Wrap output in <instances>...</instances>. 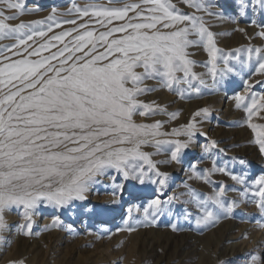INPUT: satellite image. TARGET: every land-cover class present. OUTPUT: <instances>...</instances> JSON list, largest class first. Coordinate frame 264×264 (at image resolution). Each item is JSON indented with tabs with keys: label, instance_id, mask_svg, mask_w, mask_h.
I'll use <instances>...</instances> for the list:
<instances>
[{
	"label": "snow or ice",
	"instance_id": "obj_1",
	"mask_svg": "<svg viewBox=\"0 0 264 264\" xmlns=\"http://www.w3.org/2000/svg\"><path fill=\"white\" fill-rule=\"evenodd\" d=\"M180 3L195 12H182L170 0H108L104 5L73 4L61 14L71 16L69 19H58L53 8L45 21L13 26L6 21L18 17L5 15L0 9V241H4L3 232L8 228L6 211L22 208L26 223L19 227L27 229L24 234L29 235L39 204L64 207L74 200L83 201L90 186L99 182V177L110 176V170L141 184L146 177L151 180L149 172L155 170V175L163 178L151 182L165 184L167 173L156 170L150 154L141 151L142 146H153L159 153L162 146L171 145L170 160L179 162L182 150L190 148L202 133L195 122L169 133L161 130L163 121L138 124L134 116L166 114V109L139 99L156 91L147 85L149 80L177 91L182 98L200 94L198 85L208 86L205 74L193 71L195 62L187 51L190 47L202 44L207 49L212 89L240 76L246 67L250 75H264V48H247V58L239 55L241 49L218 57L221 50L215 34L204 16L196 14L224 19L223 11H211L219 7L216 0ZM0 4L22 9L20 3L11 0H0ZM240 5L241 10L247 7L244 0ZM63 25L71 27L53 31ZM259 27L257 35L264 38V24ZM44 52L48 54L42 55ZM245 85L247 91L251 84L246 80ZM248 98L240 94L234 97L236 106H243L251 120L264 111V95L259 97L261 103L256 95L250 97V104L245 103ZM195 115L207 118L210 113L201 109ZM175 116L171 114V118ZM166 136L186 139H161ZM258 137L256 143L264 153V130ZM216 146L212 141L211 147ZM212 171L227 172L223 167ZM112 179L115 181V176ZM231 179L244 186L239 190L242 196L249 193L244 176L233 174ZM255 185L251 194L259 198L255 202L264 213V176L255 180ZM225 191L219 186L209 197L190 192L188 203L195 205L196 213L185 212L184 218L194 219L197 227L214 226L235 206V202L224 199ZM167 212L170 210L160 199H153L143 209V220L136 223L154 225L156 217ZM126 230L134 231L135 225L126 223Z\"/></svg>",
	"mask_w": 264,
	"mask_h": 264
},
{
	"label": "rangeland",
	"instance_id": "obj_2",
	"mask_svg": "<svg viewBox=\"0 0 264 264\" xmlns=\"http://www.w3.org/2000/svg\"><path fill=\"white\" fill-rule=\"evenodd\" d=\"M216 1H217L216 3L219 5V7H214L212 9H214L217 12L224 11L231 3L233 4L236 1L238 2V5L240 6V0H216ZM251 1H253V0H246L245 1V4L247 5V7H246L247 18H248L247 20H249L248 24L255 21V23H253V24H255V27L259 28V26H260L259 24H261V23L264 24V15L261 13L262 8L264 7V4H262L261 0H257L255 2H251ZM11 2L12 3H17V2L20 3L22 5V9H7L6 5H4V4H0V9H2L5 12V15H16L18 17L17 19L6 21V23L14 26V25H17L21 22L30 24V22H33V21H45L46 18L52 14L53 8L57 9L58 19H60V20L69 19L72 17L68 16V15H61V14H66L68 12V10L72 8L73 4H76L78 6H84L87 4L104 5L108 2V0L105 2H100L98 0H84V1L78 2V4L77 3H65V2H67V0H11ZM170 2L175 4L177 6V8H179V10L182 12L189 13V14H192L195 12V9L187 7L185 4L180 3V0H170ZM196 14L204 16V19L207 23V26L209 27V30H210V28H211L210 25L213 23V20L211 18H209L204 13H196ZM113 23L118 24V23H120V21H114ZM256 24H258V25H256ZM70 27H71V25H63V28H54L53 31L55 33H59L63 29L70 28ZM95 27L99 31H103V29L100 28L99 25H95ZM49 35H52V33H49ZM68 39L69 38H66L65 42H67ZM263 40H264V38L262 39L259 37V43H257V45L253 44L252 41L246 42V44L242 43L240 45V49H242V51H241L242 57L244 56V58H247L246 49L249 47L255 48V47L259 46V48H262V47L264 48V43H263L264 41ZM58 46H62V45H58ZM192 48L199 49V48H205V47L202 44L198 47H190L187 50L190 53L189 58H191V57L193 58L194 55L197 54L196 52L193 51L195 49H192ZM52 51H55V49H52ZM47 54H48L47 52L42 53V55H47ZM255 61H256V57H255V55H253V65L255 64ZM249 71H250L249 68L246 67L244 72L241 73L240 76H236V77L238 79H240L242 77L241 80H244V81L248 80L249 82L251 81V83H253L251 85V87L248 88V91L243 94V95H246L247 97H249L245 101V103H248V104L251 103L250 97L252 95H256L258 103H260L259 97L261 95H264V75L251 74V77H250ZM211 80H212V78H211ZM182 89H184V87ZM260 91H261V93H260ZM167 92L170 93L175 98H179V101H183V102H188L191 99H197V98H201L203 96L205 97V95H206V97L208 96V94L202 95L200 92V94L193 93V94H191V96L185 95L182 98L180 96V94L175 90H169L167 88ZM228 96H229V94H228ZM177 109H178V107H174V105H173V107L171 108V111H169L170 115H168L167 120L164 121L165 123H164L163 128L161 129L162 131L166 132V130H165L166 125L165 124L167 122H172L173 124H175V127H178V126H176L177 125L176 122L178 124L182 123L184 116L186 115L185 107H181L180 110H177ZM176 110L180 114V120L181 121L177 120L178 114H177ZM235 111H236L235 116L227 117L228 119L227 118H221L220 115H218L216 113H212V112H209L210 115L207 118H204L203 116H201V118L203 120L209 122L210 126L208 125L207 130H204L202 127L197 126L198 131L203 134V137L200 135L197 136L198 138L196 137L195 143L198 146L200 143H202L204 146L205 142L206 141L208 142L210 140L209 147L213 148L212 153H214V154L207 152L205 154V156L206 155L207 156L205 158H201L198 161L195 159V156L192 155V154H194V152H192L193 150L191 152H190V150H187V149L182 150L181 153L186 154L185 158L182 159L183 160L182 161V169H180L179 173H177V174L173 173L172 174V176L174 178H172L170 182H167V179H166L165 184L160 185V192L159 193L156 191L155 183L150 182L149 179H147V180H149V183H147L148 182L146 180L147 177L145 178V182L143 184H141L137 180H133V179L125 180L123 178L122 174H117L115 172V170H110L111 171V175H110L111 179L108 178V176L98 178L99 182H97V185L99 187L97 186L95 189H92L90 191L91 193L89 192L90 197L87 196L86 199L83 201L74 200V201L70 202L68 204L67 209H69L71 207L80 208V210H85L87 207L91 208L92 201H93L92 197L95 193V196H96L95 200L97 202L96 204H101L104 201H106L107 199H112L114 197V200H116L115 201L116 205L117 206L120 205L119 210L115 214L110 216L111 217L110 220H111V222H113L111 224H114V223L118 222L119 220H121L120 222H118V224L114 225L115 229H118L119 227H121L122 229H126V223H131V224L135 225V231H144V230L152 228L158 232H166L167 234H169L171 232H172L171 234H177V233H180L182 231L183 232L190 231L191 233H193L197 236H199V235L203 236L206 233H209L211 230L217 228L221 223L226 222V221L235 222V226L241 225V223H247V224L250 223L249 225H251L253 227L255 226L254 228H258V230H259L258 240H257L258 246H251V247H248L247 249H243L242 251H240L241 253H239V251H235V262H232V260L221 258V260H219L217 264H219V263L220 264H249V262L254 258H255V260H260V261L264 262V243H263L264 242V238H263L264 237V234H263L264 233V213H262L259 210V208L257 207V204L255 202L259 198L254 197L251 194L252 192L255 191V189L257 187L255 185V180L258 177L257 175L261 171L264 172V153H262L260 151V146L258 143H256L257 139L259 138L258 133L261 132L262 130H264V111H260L258 113L259 116H257L256 120H254V121L249 120L248 113L244 110L243 106L240 108H237ZM172 113H176L175 118H171ZM158 114L162 115L163 113H158ZM192 115H195V113H192ZM147 117H149V119H150L152 116H147ZM215 119H217V120H215ZM134 120L138 124H140V123L151 124V123L155 122L153 120L146 121L145 119H142V118L140 119L137 117ZM232 120H235V121L233 122ZM212 121H214V122H212ZM229 121H231V122L229 123ZM250 124L257 125L256 129L254 130L252 127H250L249 126ZM215 126H216L215 132L218 136L221 137L222 140L217 143L216 147H211V142L214 141V138H212V136H210V135L208 136V134L211 131H214V129H212V128ZM200 138L203 139V141H201ZM171 147H172L171 145H164V146H162L161 150H164L165 152L170 153ZM220 149H223L224 151H220ZM141 151H142V149H141ZM222 156H224V160H223ZM241 161H243V163H241ZM186 166H187V169L191 170V172H190L191 177L188 176L187 174H185V175L183 174V171H185ZM219 167L225 168L227 170V172L221 173L218 171H212L213 169L219 168ZM145 168L147 169L146 164H145ZM159 172L164 173L162 171H159ZM166 172H168V171H166ZM233 174L244 176L246 183H247V186L249 188V193L247 195H244V196L241 195L239 190L241 188H243L244 186L239 184L237 181H234L233 179H231V175H233ZM205 175H206L207 179H205ZM112 176H115V181L112 179ZM149 176H150V173H149ZM107 178H108V180H107ZM156 178L157 177L155 176V178L153 180H155ZM160 178H163V177H160ZM109 179L111 180V182H109ZM177 182H180L182 185H180V183H179V185L176 187L175 185L177 184ZM117 185H122V188L117 187ZM218 186L225 187L226 191H225L224 199L226 201L228 200L227 202H229V203L235 202V206L233 208L232 213L228 214L227 216L222 217L221 219H219L215 223L214 226H209V227H203V226L197 227L195 225L194 219L186 220L184 218L185 212L191 211L193 213V215H195V213H196L195 205L194 204L190 205L188 203V200L190 199L189 193L191 191L192 192L194 191L197 195H199L201 197H209V196H212L216 191H218ZM178 187H179V189H176ZM233 188H235L234 191H233ZM185 192H186V194H185ZM111 193H112V195H110ZM132 193H135V194L132 195ZM141 195H144V196L136 199V201H139V205L141 207H144V208L147 207V205L153 199H155V197H157L158 199L161 200L162 206H164L166 209H169L170 212H167L166 214H164L162 216L158 215L156 217V223L154 225L142 226V225L137 224L136 223L137 221L143 220L144 214L141 215L136 220H133L132 218L129 219V217H131V216L126 215V208L128 207V204L130 203V201H132V198L135 199L137 196H141ZM129 196H130V198H129ZM242 197H244L245 201L241 199ZM246 197H248V198L250 197V198L248 199ZM251 197H253V198H251ZM240 200L244 201L243 205L239 204ZM248 205H249V207H248ZM47 207L50 208L51 210H57L60 206L47 204ZM62 212H64V211L63 210L59 211V213L57 214L59 218L55 219L56 221L54 220L53 223H58L61 225H64L66 222L70 223L75 229H77V231H78L77 233H79L78 236L76 237L78 244L80 245V247L77 248L78 251L72 250L71 253L70 252L68 253L70 255L67 254L68 259L69 260L71 259L72 262H75L74 261L75 258H84L85 256H88L90 254L105 255L106 256L107 251H108L109 253L114 254V257H116V261H117L116 264H122L123 261L126 260V257L129 253V251H131V252L134 251V249H132L130 246H128V244H125L126 243L125 238H122V240L117 241L115 243L113 242L112 244H109V246H108L109 249L105 250L102 247L97 248V245L101 241H103V239H102L103 237L102 238H97V237L85 238L83 235L84 227L89 228V230H91V229L93 230V229H95L96 225L98 226L101 222L106 221V219H100V218L94 219L93 218V225H85L84 226L83 224H80L83 221V218L86 217L83 212L79 213L78 217L74 218V219L65 218L64 213H62ZM255 214H256V216H255ZM80 216H82V217H80ZM255 217L257 218V220H254ZM222 219H224V220H222ZM173 225H176V230L173 229ZM82 226H83V228H82ZM237 228H239V227H236L235 231L237 230ZM193 241L194 240H192V242ZM235 241L239 242L240 238H238L237 240L235 239ZM196 243H197V241H196ZM198 243L201 245L202 240L201 241L198 240ZM213 246H214V244L212 243L211 248H213ZM173 248L174 247L173 246L171 247V244H170V246H168L167 248H164L163 250L160 248L156 249L153 253H151V255L149 253L144 254V255L142 254L141 259L139 260L138 264H189V263L196 264V261L199 258L200 259L203 258L202 260H203L204 264H211V262H210L211 257L208 255L207 256L205 255L204 257H200V255H199L200 251L199 250L195 254L190 253V251L195 248V246L193 247V245H190V246L182 249V251L179 249L177 250L176 248L175 249H173ZM252 248H253V250H252ZM259 248L261 249V252L257 253L258 252L257 249H259ZM120 249H123V250H120ZM128 249H129V251H128ZM235 249H237V247ZM227 250H229V247ZM126 251H128V252H126ZM250 253H252V254H250ZM203 254H204V252L202 253V255ZM217 254L219 256L218 252H217ZM160 255L162 256L161 260L159 259ZM190 256H192V258H187ZM188 259H191V261ZM50 264H57V263H55V261L52 262V260H51Z\"/></svg>",
	"mask_w": 264,
	"mask_h": 264
},
{
	"label": "bare ground",
	"instance_id": "obj_3",
	"mask_svg": "<svg viewBox=\"0 0 264 264\" xmlns=\"http://www.w3.org/2000/svg\"><path fill=\"white\" fill-rule=\"evenodd\" d=\"M80 1H84V0H67V2L65 3H77L78 4V2ZM98 1L105 2L107 0H98ZM245 1L246 0H244V3ZM255 1L257 0H253L251 2H255ZM211 11L217 12L214 9H212ZM223 13H224L225 18L222 20H217L215 17H209L213 20V23L210 25L211 26L210 30L215 34L214 39L216 41V46L221 50V53L218 54V57L220 54L235 53L237 49H240V45L242 43L246 44V42H249V41H252L253 44L255 45L259 43L260 36H258L257 33L261 30V28L255 27V24H253V22L248 24L249 20H247L248 18H247L246 8L241 10V5L239 6L238 2L236 1L233 4L231 3L223 11ZM261 13L264 15V7L262 8ZM259 25H262V23ZM237 29H244L245 32L242 33L238 31ZM192 49H195V48H192ZM193 51L197 53L196 55H194L193 58L192 57L190 58L191 60L195 62L193 71L197 74H201V73L205 74L204 79L206 80L208 86L207 87L203 85H198V86L200 87L201 94L202 95L208 94V96L206 97L205 95L206 98L203 96L201 98L191 99L188 102L179 101V98H175L174 96H172L170 93L167 92V87H164L162 84H157V82L154 80H149L146 82L147 85L155 87L156 91H153L148 94H144L140 96L139 99L143 103L158 105L161 109H166V114L165 113H163L162 115L156 114L155 116H152L150 119L147 116L136 115L134 116V119L137 117L140 119L141 118L145 119L146 121L159 120V121L164 122L167 120V116L170 115L169 111H171V108L173 107V105L174 107H178L177 110H180L181 107H185L186 115L184 116V119H183L184 122L182 121V123L180 124L176 122L177 124L176 126L178 127H175V124H173L172 122H167L165 124L166 132L171 133L173 129L180 128V126L185 125L189 122H195L197 126L202 127L204 130H207L209 122L203 120L201 116L192 115V113H196L197 111L201 109H208L209 112L216 113L220 115L221 118L235 116V113H236L235 110L238 107L236 106V101L234 97L237 94L243 95L244 93L248 91V90L246 91L245 81L241 80L242 77L238 79L236 76H234V77L229 78L218 89H212L211 88L212 80H211V75L209 73V68L211 65L208 64V61L210 58L208 56L207 49L199 48ZM239 55L242 56V53L240 52ZM230 62L235 63V61H230ZM205 65H207V67ZM249 83L251 85L253 84L251 83V81ZM183 87L186 88V85L180 86L181 90H183L182 89ZM177 110H176L178 114L177 120H180V114L178 113ZM257 116L259 115L258 114L254 115L251 118V121L256 120ZM232 121L234 122L235 120H232ZM230 122L231 121H229V123ZM212 129H214V131H211L208 134V136L209 135L212 136V138H214V141L218 143L222 139L215 132L216 126L213 127ZM200 136L203 137V134ZM161 139L184 140L186 139V137L166 136V137H162ZM201 141H203V139H201ZM195 142H196V138L194 142L192 143V145L190 146V148H188L187 150H190V152L193 150L192 152H194V154L192 155L195 156L196 160L199 161L201 158H205L207 156V155L205 156L207 152L212 153L213 148L209 147L210 140L208 142L206 141L204 146L202 143H200L198 146L196 145ZM141 149L143 152L150 154V159L156 164V170L167 173V177H168L167 182H170L171 179L174 178L172 176L173 173L177 174L180 172V169H182V161H183L182 159L185 158V155H186L185 153L183 154L181 153L182 155H180V160L179 162H177V161L170 160V153L165 152L164 150H160L159 153H157V149L153 146H142ZM222 158L224 160V156H222ZM190 172L191 170L187 169V166H186V169L185 171H183V174L184 175L187 174L188 176L191 177ZM149 173L151 177V180L150 179L149 180L151 182L156 176L155 170ZM263 173L264 172L261 171L257 175L258 177L256 178V180L259 179L261 176H263L264 175ZM108 178L111 179L110 176H108ZM110 179H109V182H111ZM147 179L148 178H146V180ZM159 179L161 178L157 177L155 180L158 181ZM149 180H147L148 181L147 183H149ZM179 183L180 182H177L175 186L177 187ZM180 185L182 184L180 183ZM97 186H98L97 183L91 185L89 188V191L86 193V197L89 196V192L92 189H95ZM155 187H156V191L159 193L160 184L158 182L155 183ZM176 189H179V187ZM234 190L235 188H233V191ZM134 194L135 193H132V195ZM110 195H112V193ZM143 196L144 195L137 196L135 199L132 198V201H130V203L128 204V207L126 208V215L131 216L133 220L138 219L141 215L144 214L143 213L144 207H141L139 205V201H136L137 198H141ZM92 199L93 201H92L91 208L87 207L85 210H80V208H74V207L67 209L68 205L64 207H59L57 210H51L50 208L47 207V202L39 204L37 208L35 209L34 214L32 215V220H31L32 228L30 230L29 235L24 234V231H28L27 229H21L19 227V225H23L26 223V221L23 218V210L21 208H14L13 210L6 211L5 221H6V224L8 225V228L3 232V236L5 238L4 241H0V264H50L51 260L52 262L55 261V263L57 264H116L117 263L116 257H114V254L109 253L108 251H107L106 256L90 254L88 256H85L84 258H75L74 259L75 262H72L71 259L69 260L67 257V254L69 252L71 253L72 250L78 251L77 248L80 247V245L78 244L77 238H76L79 233H77L78 232L77 229H75L70 223L66 222L64 225L53 223L55 219L59 218L57 214L59 213V211H62V210L64 211L62 212L64 213V217L67 219L77 218L78 214L83 212L86 217L83 218V221L80 224H83L84 226L93 225V218L94 219H98V218L106 219V221L101 222L98 226L96 225L95 229L93 230L91 228H90L91 230H89V228L84 227L83 235L85 238L87 237L102 238L103 237L102 238L103 241H101L97 245V248L102 247L105 250L109 249L108 248L109 244H112L113 242L115 243L117 241L122 240V238H125V241H126L125 244H128V246L134 249V251L131 252L128 249L129 253L126 257V260H124L122 264H138L139 260L141 259L142 254L144 255V254L149 253L151 255V253H153L156 249L160 248L163 250L164 248H167L168 246H170V244H171V247L172 246L174 247L173 249L176 248L177 250L179 249L181 251L182 249L190 245H193V247L195 246V248L192 249L190 253L195 254L199 250L200 257H204L205 255L206 256L208 255L211 257V261H210L211 264H217L218 261L221 260V258L232 260V262H235V251H239V253H241L240 251H242L243 249H247L248 247H251V246H258L257 240H258L259 230L258 228H254L255 226L253 227L249 225L250 223L249 224L241 223V225L235 226V222L226 221V222L221 223L217 228L211 230L209 233H206L203 236H200V235L197 236L191 233L190 231H186V232L179 231L180 233H177V234H171L172 233L171 232L167 234L166 232H158L152 228L144 230V231L134 230L131 232L127 231L126 229H122L121 227H119L118 229H115L114 225L118 224V222H120L121 220H119L118 222L114 224H111L113 222H111L110 216L115 214L119 210V207H120V205L118 206L116 205L115 203L116 200H114V197L112 199H107L101 204H96L97 202L95 200L96 199L95 193ZM155 199H158V198L155 197ZM241 199L244 200V197H242ZM242 200L239 201V204L241 205H243L245 201V200L244 201ZM254 220H257V218L255 217ZM236 227H239V228H237V230L235 231ZM238 238H240V241L239 242L235 241V239L237 240ZM192 240L194 241L192 242ZM198 240L200 241L202 240L201 245L198 243ZM212 243L214 244L213 248H211ZM228 247H229V250H227ZM236 247L237 249H235ZM120 250H123V249H120ZM257 251H258L257 253H259L261 252V249L259 248L257 249ZM203 252L204 254L202 255ZM217 252L219 253V256ZM161 257L162 256L160 255L159 256L160 260L162 259ZM187 258H192V256L187 257ZM202 259L203 258L201 259L199 258L196 261V264H204ZM188 260L191 261V259H188ZM249 264H264V262L260 260L252 259L249 262Z\"/></svg>",
	"mask_w": 264,
	"mask_h": 264
}]
</instances>
